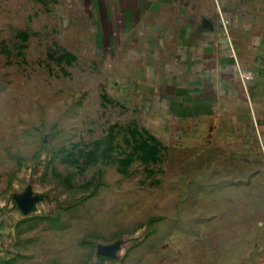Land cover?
I'll use <instances>...</instances> for the list:
<instances>
[{"label":"rangeland","instance_id":"obj_1","mask_svg":"<svg viewBox=\"0 0 264 264\" xmlns=\"http://www.w3.org/2000/svg\"><path fill=\"white\" fill-rule=\"evenodd\" d=\"M60 4L0 0V264H262L70 47Z\"/></svg>","mask_w":264,"mask_h":264},{"label":"crops","instance_id":"obj_2","mask_svg":"<svg viewBox=\"0 0 264 264\" xmlns=\"http://www.w3.org/2000/svg\"><path fill=\"white\" fill-rule=\"evenodd\" d=\"M58 1L77 56L214 191L234 254L264 255V0Z\"/></svg>","mask_w":264,"mask_h":264}]
</instances>
